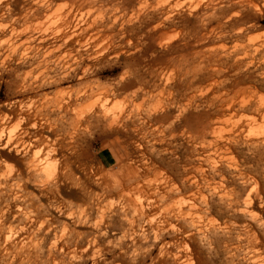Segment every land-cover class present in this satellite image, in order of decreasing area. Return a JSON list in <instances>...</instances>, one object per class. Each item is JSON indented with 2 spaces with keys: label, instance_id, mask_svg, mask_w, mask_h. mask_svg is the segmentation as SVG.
I'll return each instance as SVG.
<instances>
[{
  "label": "clouds",
  "instance_id": "9594fccd",
  "mask_svg": "<svg viewBox=\"0 0 264 264\" xmlns=\"http://www.w3.org/2000/svg\"><path fill=\"white\" fill-rule=\"evenodd\" d=\"M0 264H264V0H0Z\"/></svg>",
  "mask_w": 264,
  "mask_h": 264
}]
</instances>
